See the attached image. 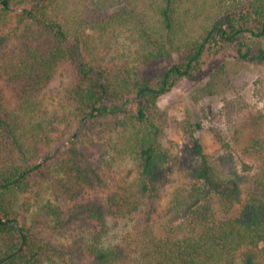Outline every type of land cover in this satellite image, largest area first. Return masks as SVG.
Instances as JSON below:
<instances>
[{
    "label": "trees",
    "instance_id": "1",
    "mask_svg": "<svg viewBox=\"0 0 264 264\" xmlns=\"http://www.w3.org/2000/svg\"><path fill=\"white\" fill-rule=\"evenodd\" d=\"M126 1L104 21L82 23L71 0H0V264L125 262L128 247L105 249L101 238L108 219L128 215L139 230L138 264H264V114H238L230 143L216 137L215 158L192 137L174 165L182 181L160 210L156 107L205 51L233 47L239 65L264 71V0ZM114 27L130 45L123 59L108 46ZM173 56L182 63L154 83L141 74ZM237 74L223 61L206 88H228ZM64 77L58 131L36 116L45 120V92ZM231 148L239 173L226 160ZM115 167H127L121 180Z\"/></svg>",
    "mask_w": 264,
    "mask_h": 264
},
{
    "label": "rangeland",
    "instance_id": "2",
    "mask_svg": "<svg viewBox=\"0 0 264 264\" xmlns=\"http://www.w3.org/2000/svg\"><path fill=\"white\" fill-rule=\"evenodd\" d=\"M101 1H105V4ZM71 2L78 5V7L72 5L76 11L73 17L82 23L91 20L104 21L114 12L122 10L127 4L126 0H71ZM86 27L89 26H84L85 31L88 29ZM114 29L119 36L112 39L108 46L116 59H123L130 45L124 49L123 46L128 43L125 40L126 34L119 31L117 27ZM215 51L218 52L215 55L205 51L199 65L191 71L190 76L178 80L168 92L156 101L157 124L162 131L159 143L165 158V171L160 184L163 195V199L160 201V210L166 205L168 194L174 190L176 185H179L180 180L182 181L181 175L177 173L174 165L183 164L185 155L193 147L192 137L199 140L206 155L215 158L218 155L217 151H221L216 137L220 135L224 141L230 143L227 134L228 128L230 123L239 117L238 114L243 115L248 111L264 114V71L250 65H239L233 47H226L221 51H218L217 48ZM223 61H229L231 65L238 67V74L229 78L228 88L226 86L222 90L218 86H213L207 90L208 73ZM181 63V58L173 56L168 60L150 63L141 68L140 71L152 84L166 70H170L173 66ZM66 83L67 77H64L51 85L45 92L42 102V109L47 110L48 114L45 120L41 115L36 116V119L44 126V122L51 121L59 129L58 131H63L66 127L63 120V117L66 116L67 107ZM54 117L56 120H53ZM196 125H199V128ZM80 129L81 127L78 131ZM66 144L65 141L58 145L49 156L57 150L63 149ZM230 152L226 160L228 159L239 173L242 170L241 159L234 149L231 148ZM126 169L127 167H123V169L118 170L115 167V177L121 180L126 175ZM243 198L242 195L241 199ZM135 220L133 215H128L106 221L101 245L105 249H112L116 245L128 247L127 260L114 264H138L139 262L136 261L138 254L135 252V242L139 236V230L134 227ZM96 231H99V227L91 224V231L88 235L90 242L94 241Z\"/></svg>",
    "mask_w": 264,
    "mask_h": 264
}]
</instances>
